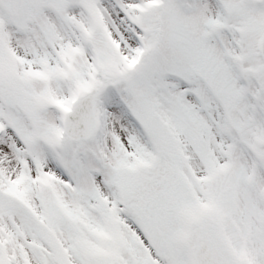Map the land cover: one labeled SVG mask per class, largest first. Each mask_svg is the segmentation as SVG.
I'll use <instances>...</instances> for the list:
<instances>
[{
    "label": "snow or ice",
    "instance_id": "obj_1",
    "mask_svg": "<svg viewBox=\"0 0 264 264\" xmlns=\"http://www.w3.org/2000/svg\"><path fill=\"white\" fill-rule=\"evenodd\" d=\"M0 264H264V0H0Z\"/></svg>",
    "mask_w": 264,
    "mask_h": 264
}]
</instances>
